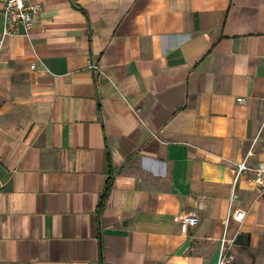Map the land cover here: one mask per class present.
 <instances>
[{
	"label": "crops",
	"instance_id": "0c3cea01",
	"mask_svg": "<svg viewBox=\"0 0 264 264\" xmlns=\"http://www.w3.org/2000/svg\"><path fill=\"white\" fill-rule=\"evenodd\" d=\"M33 1L0 44V264H217L224 233L264 264L234 183L264 160V0Z\"/></svg>",
	"mask_w": 264,
	"mask_h": 264
},
{
	"label": "built area",
	"instance_id": "2783aa9c",
	"mask_svg": "<svg viewBox=\"0 0 264 264\" xmlns=\"http://www.w3.org/2000/svg\"><path fill=\"white\" fill-rule=\"evenodd\" d=\"M41 10V4L33 0H6L2 11L4 28L0 44L2 45L4 43L5 38L8 35L18 32L20 26H22L25 31H28L39 16ZM31 67L36 68V64L33 63ZM89 67L96 73L100 72V66L97 64L91 62L89 63ZM244 100V98H238V101L240 102H243ZM243 175H247L264 194V160L255 166H250L248 164V157H246L241 163H239L237 165L234 179L235 186ZM234 197H236V195H234ZM245 216L246 212L244 210H233L229 215L227 224L232 219L242 222L245 219ZM178 221L184 228L196 227L199 224V218L194 214H180L178 216ZM235 244L236 237L229 238L226 233L223 234L220 239L217 264H239L232 250Z\"/></svg>",
	"mask_w": 264,
	"mask_h": 264
},
{
	"label": "trees",
	"instance_id": "16d2710c",
	"mask_svg": "<svg viewBox=\"0 0 264 264\" xmlns=\"http://www.w3.org/2000/svg\"><path fill=\"white\" fill-rule=\"evenodd\" d=\"M111 185H112V177L109 179V182L107 184V188H106L105 193L103 195V200L106 198V196H107V194L109 192V189H110Z\"/></svg>",
	"mask_w": 264,
	"mask_h": 264
}]
</instances>
